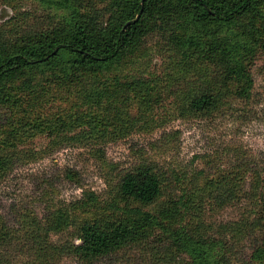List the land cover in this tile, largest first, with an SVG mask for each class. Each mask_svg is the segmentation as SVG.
Masks as SVG:
<instances>
[{"label":"trees","instance_id":"trees-1","mask_svg":"<svg viewBox=\"0 0 264 264\" xmlns=\"http://www.w3.org/2000/svg\"><path fill=\"white\" fill-rule=\"evenodd\" d=\"M49 2L66 12L62 20L46 30L22 35L9 48L0 49V113L9 114L8 121L0 125V134H6L0 141V173L9 164L5 150L21 129L13 121L19 98L22 100L26 94L29 111L30 106L44 103L43 94L52 86L67 87L74 79L73 73L90 77L91 71L119 66L123 58L134 53L149 22H167L180 32L176 34L179 49H175L180 87L172 94L183 115H210L225 105L229 96L252 95L251 66L257 52H264V21H257V16L264 17L260 0H113L106 19L92 0L86 5L80 0H40L43 4ZM21 76L22 84L15 86L13 80ZM95 80L89 89L88 83L75 79L74 88L69 89L78 96L74 105L79 111L70 122L59 119L54 129L58 124L86 127L81 133L65 136L67 140L97 142L96 137L108 132L140 126L146 110L159 101L152 81L135 79L128 91L141 98L139 114L131 117L122 110L110 111L114 100L108 96L113 94L122 100L123 94L118 86ZM34 110L18 112L24 122L23 132L43 124L31 118ZM163 193L161 177L152 166L127 171L118 187L119 201L128 206L123 214L85 220L77 225L78 243L58 249L38 242L37 253L44 264H51L49 259L57 250L93 263L129 247L150 246L161 229L169 237L168 246L189 257L187 264H233L235 255L245 258L243 264H264L263 169L237 165L207 175L206 182L194 187L190 196L181 197V205L176 207L174 201H161ZM90 198L97 197L93 194ZM154 205L156 209H151ZM232 206L242 209L240 219L208 221L207 211ZM181 207L196 210L195 216L206 208V223L200 216L192 224L183 220L168 223L178 218ZM248 239L251 250L246 253L247 245L240 247ZM7 241L8 233L0 223V244Z\"/></svg>","mask_w":264,"mask_h":264},{"label":"rangeland","instance_id":"rangeland-1","mask_svg":"<svg viewBox=\"0 0 264 264\" xmlns=\"http://www.w3.org/2000/svg\"><path fill=\"white\" fill-rule=\"evenodd\" d=\"M80 1L86 5L91 0ZM112 1L92 0L101 8L104 19L110 16ZM259 5L264 12V0ZM65 13L55 8L54 2L0 0V49L9 48L22 35L53 27ZM257 21L263 22L264 17L257 16ZM176 34L180 32L175 25L158 20L149 22L134 53L123 58L119 66L91 71L90 77L73 73L74 79L68 81L67 87L52 86L44 93V103L29 108V111L35 109L29 114L31 118L43 124L27 132H23L24 122L18 118L19 113L29 112L28 98L21 92L25 95L22 100L19 98V113L15 112L13 117L15 127L21 129L5 150L9 164L0 173V223L8 233V241L0 244V264H44L36 250L38 242L60 249L79 242L76 229L83 221L123 214L128 206L119 201V182L123 174L136 167H153L164 185L161 201L170 200L171 204L174 201L175 207L181 205V197L190 196L194 187L203 185L207 175L237 165L264 170V52H257L251 66L254 86L249 98L229 96L227 103L210 115H183L172 94L180 87L175 50L179 49L180 40ZM75 79L88 83L89 89L93 88L95 79L107 81L111 87L118 86L123 99L113 94L108 96L107 99L114 100L110 111L122 110L131 117H136L141 107L140 96L128 91L135 79L152 81L159 101L146 110L140 126L108 132L96 137L97 142L67 140L65 136L81 133L86 127L66 128L58 124L54 129L59 119L70 122L79 111L74 105L78 96L69 91L74 88ZM23 80L21 76L12 83L18 86ZM0 115L3 119L0 125L5 124L9 114ZM0 136V141L6 138L5 133ZM92 193L97 197L95 200L90 198ZM181 209L178 218L168 223L183 220L192 224L199 216L206 223V208L199 216H195L196 210ZM241 216L242 209L237 206L207 211L208 221L216 223L238 220ZM158 235L150 246L129 247L93 263H84L59 250L49 261L51 264H187L186 253L168 246L169 237L163 230ZM245 245L249 253V239L240 248ZM237 256L233 264L246 261Z\"/></svg>","mask_w":264,"mask_h":264}]
</instances>
